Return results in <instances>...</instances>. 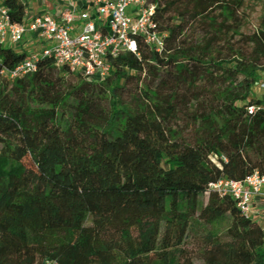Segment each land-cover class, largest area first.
<instances>
[{
	"label": "rangeland",
	"instance_id": "374dc122",
	"mask_svg": "<svg viewBox=\"0 0 264 264\" xmlns=\"http://www.w3.org/2000/svg\"><path fill=\"white\" fill-rule=\"evenodd\" d=\"M147 1L161 53H123L104 82L67 79L54 115L28 109L29 167L0 142V208L24 215L13 236L0 223V264L46 251L76 264H255L264 206L246 220L208 184L264 158V112L247 114L264 101V0ZM140 126L161 162L132 140ZM77 229L90 231L84 256L72 254Z\"/></svg>",
	"mask_w": 264,
	"mask_h": 264
},
{
	"label": "built area",
	"instance_id": "2783aa9c",
	"mask_svg": "<svg viewBox=\"0 0 264 264\" xmlns=\"http://www.w3.org/2000/svg\"><path fill=\"white\" fill-rule=\"evenodd\" d=\"M91 2L87 10L73 8L59 17L44 15L29 24L13 23L9 17L10 9L0 2V44L20 45L27 34H32L43 46L39 51L30 52L17 68L4 73L11 79L24 77L37 71L41 59L50 58L68 80L80 78L104 82L123 53L138 56L142 46H155L157 53L165 49L166 44L155 23V5L148 4L147 0ZM134 6H137L136 10H132ZM262 111L264 106L247 108L251 116ZM212 189H217L222 198H230L244 219L262 216L264 173L260 170L247 172L241 179L218 178L209 182L208 191ZM44 264L61 263L51 259Z\"/></svg>",
	"mask_w": 264,
	"mask_h": 264
},
{
	"label": "trees",
	"instance_id": "16d2710c",
	"mask_svg": "<svg viewBox=\"0 0 264 264\" xmlns=\"http://www.w3.org/2000/svg\"><path fill=\"white\" fill-rule=\"evenodd\" d=\"M3 4L10 9L9 17L13 23H25L27 10L21 0H4ZM27 57L28 53L25 50H18L0 44V142L4 145L10 159L22 167H29L32 163L30 145L21 127L24 113L31 107L38 106L44 109L48 115H54L71 93L67 78L50 58L41 59L37 71L24 77L11 79L8 73H4L17 68ZM256 104L258 107L264 106V101L259 100ZM146 133V130L141 126L136 127L132 140L136 141L139 150L150 152V157L157 162H161L163 158L159 150L146 144ZM172 162L177 165L176 161L170 159H167L165 164L169 166ZM255 164L258 167L252 168L249 172L258 169L264 173V158H259L255 161ZM245 174L238 179L243 178ZM114 190L113 188L108 189L109 192ZM234 211L238 213L236 206H234ZM40 216L44 221L45 218L51 217V213L42 209ZM89 241L90 231L77 229L72 254L75 256L85 255L89 247ZM74 258L69 256L63 260L59 256L46 251L38 255L36 264H44L45 261L51 259H58L61 264H76ZM97 259L95 255L87 256L81 264H97ZM254 263L264 264V245L256 250Z\"/></svg>",
	"mask_w": 264,
	"mask_h": 264
},
{
	"label": "crops",
	"instance_id": "0c3cea01",
	"mask_svg": "<svg viewBox=\"0 0 264 264\" xmlns=\"http://www.w3.org/2000/svg\"><path fill=\"white\" fill-rule=\"evenodd\" d=\"M21 1L23 2L27 10V18L25 21V23L27 24H29L34 18L44 15L59 17L67 10L73 8H77L78 10L84 11L87 10L89 7H91V3H92L91 2L92 0H21ZM0 2H4V0H0ZM25 38L29 40L27 41V44H25V48H20L22 44L8 45V46L18 50H25L28 54L33 51H39L43 47L42 43L39 40H36L34 35L27 34ZM1 198L2 196H0V199ZM10 204L11 202L7 203V206L4 209L10 210L8 208V205ZM262 206H264V203L261 204V207ZM23 219H24L23 213L17 211L14 212L9 211L8 213H5L4 211L2 212L0 208V223L3 225V228L6 231H8V233L10 234L12 233V236L15 232H18L17 230L20 229L19 225L22 224ZM25 244L26 243L23 241L22 244L20 245L21 248L22 246L26 247ZM3 246H5V243L2 241L0 243V250L2 249ZM20 257L21 259L17 260L15 262L16 264L22 263V261L27 260V257H25L24 254H22Z\"/></svg>",
	"mask_w": 264,
	"mask_h": 264
}]
</instances>
